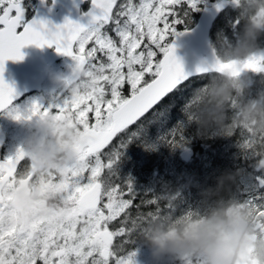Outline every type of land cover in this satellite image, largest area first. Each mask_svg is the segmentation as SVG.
<instances>
[{
	"label": "rangeland",
	"instance_id": "obj_1",
	"mask_svg": "<svg viewBox=\"0 0 264 264\" xmlns=\"http://www.w3.org/2000/svg\"><path fill=\"white\" fill-rule=\"evenodd\" d=\"M216 1L112 0L111 22L89 30L84 37L85 54L91 62L84 70L82 81L66 94L61 91L53 94L56 88L61 90V82H58L63 73H67L69 63L61 62L58 67L62 66V70L55 69L54 72L58 75L55 76L57 87L48 83L43 87L45 109L56 101L59 105L54 108L71 115L79 101L92 97L95 114L98 112L101 117L103 106L109 119V112L121 102L119 92L131 95L141 84L154 78L159 71V58L166 53L169 41L180 32L184 22L195 21L192 15ZM10 2H20L27 16L34 3L33 0H0V12ZM229 6L213 30V35L225 33L228 38L217 42L223 54L219 59L244 60L248 63L246 73L241 77L209 82L212 87L218 85L216 90L227 86L229 97L220 103L209 96L204 100L200 87L203 81L188 78L184 85L124 131L111 148L94 156V167L89 169L87 176L77 171L81 167L77 166L80 160H76L75 172L70 170L72 166L59 171L61 174L67 171L72 177H88L84 181L80 177L75 183L66 179L53 182L48 176L46 184L42 185L39 183L42 175H38L34 182V203L25 209L21 230L19 216H14L11 207L6 204L0 207V237L14 243L26 261L35 259V255H40L37 258L43 255L44 259L52 257L59 264H70L69 259L75 261L72 264H80V255L85 250L94 251V264H196L213 256L214 243L225 223L197 225L188 216V211L181 213L180 210L192 206L198 209L199 203L189 198L190 190L198 195L197 201H205L204 196L210 191L207 190L211 185L209 181L213 177L220 178L217 177L220 170L232 169L230 165L239 164L240 168L235 171L243 173L251 167L252 141L231 149L227 147L225 151L221 144L227 133L239 130L246 138L251 132L264 129V0H230ZM104 80L110 97L102 93ZM89 82H94V88L86 87ZM28 115L30 124L26 128L22 126L23 119L17 110L11 119L6 117L10 122L5 124V129L12 128L13 139L24 140L27 128L40 122L35 127L34 150L41 155L53 153L40 133L44 128L41 124L44 114L38 115L34 108ZM74 116L78 117V114L74 113ZM98 123L94 122L101 126ZM103 126H107V122ZM209 141L213 147L209 146ZM228 149L242 151L230 155ZM182 152L189 156L186 161L181 157ZM211 154L218 165L209 166ZM50 167L54 168L53 164ZM224 181L221 178L216 185L227 189ZM93 183L100 185L98 207L80 211L74 205L76 198ZM235 189L237 186L232 190ZM130 190L141 197L150 195L148 204L160 200L163 211L154 208L148 215L122 219L119 227L109 229L112 220L121 212L125 216L136 199L131 197V203L124 199ZM212 190L211 193L217 196L219 188L214 186ZM235 212L233 207L228 214ZM134 218L139 219L138 225L129 230ZM126 227L127 232L141 236L123 257L115 258L112 247L115 239L126 243L122 235ZM101 230L108 233L106 241L99 237ZM0 256L4 264H13L18 252H12L7 244L0 246Z\"/></svg>",
	"mask_w": 264,
	"mask_h": 264
},
{
	"label": "water",
	"instance_id": "obj_2",
	"mask_svg": "<svg viewBox=\"0 0 264 264\" xmlns=\"http://www.w3.org/2000/svg\"><path fill=\"white\" fill-rule=\"evenodd\" d=\"M84 1L86 0H51V5L46 7L43 0H36L32 17L23 24L18 33L15 31L18 22L23 20L24 11L19 4L5 7V12L0 15V111L23 94L39 90L50 65L48 48L51 45L63 51L60 57L68 56L74 39L81 31L99 20L107 21L112 8L110 0H90L88 9L78 14V5ZM225 5L226 2L221 0L213 6L203 8L194 26L175 35L159 60L158 75L113 114L109 131L85 134L80 139V142H84L79 147L87 145L90 153L102 149L119 130L132 124L166 94L192 76L210 71L237 74L241 69L237 62L221 63L215 59L213 53L204 57L202 55L208 50L207 34L210 25ZM11 9L15 17L7 19ZM57 24L66 29L74 39H67L68 35L59 34V27L54 29L53 26ZM81 67L82 64L78 66L76 74ZM29 156L36 161L34 155ZM1 183L2 181L0 187ZM21 187L14 194V205L21 199L22 189L24 193L23 183ZM77 204L83 209L95 208L98 204V185L82 194ZM226 241V238H222L217 242L218 251L211 264L226 262Z\"/></svg>",
	"mask_w": 264,
	"mask_h": 264
},
{
	"label": "flooded vegetation",
	"instance_id": "obj_3",
	"mask_svg": "<svg viewBox=\"0 0 264 264\" xmlns=\"http://www.w3.org/2000/svg\"><path fill=\"white\" fill-rule=\"evenodd\" d=\"M84 49L85 48L83 47V50ZM79 57H83L81 59V62H84L85 69L86 66L90 64L89 60L83 52H78L76 50L75 45L73 47L71 57L64 58L53 65L55 66L61 62L69 63L68 68L66 69L67 73H63L62 77L64 78L60 83V87L68 82H70V85L67 87V89L61 91L62 93L66 94L74 85L80 83L83 79L84 69H82L80 75H78L77 80L75 79V82L71 81L75 78L74 71L77 66ZM120 66L121 64H119V67ZM60 69L62 70V66H60ZM55 76L58 75H54V77ZM101 85L102 87H104V91H102V93L106 97L108 95V92L106 91L107 84L104 81ZM88 86H92L94 88V82L87 83L86 87ZM97 91L99 90L97 89ZM56 94L57 93L55 92V95ZM119 94V100L121 102L117 104L116 107H113L109 112V119L105 115V109L103 108V106L100 108L102 113L101 117H98V112H96L95 114L96 109H94V98L92 97H86L85 100L79 101L71 115H69L67 111L54 108L55 105H59V103H56V101L52 102L51 106H47L48 109H45L46 101L43 96V91H40L39 93H30L27 95H23L18 101H16L0 113V181H2L0 187V207L6 204L7 206H10L14 211V216H19L20 221H18V223H20V230L24 227L23 223L25 209L29 204L31 205L34 203V182L38 175H42L39 182L42 185L46 184L48 176H50L51 181L53 182H58L59 179H66L69 182L75 183L78 182L77 178L80 177L81 180L84 181L88 177H72L67 171H65L63 174H61V172L59 171L61 169L63 171V169H65L67 166H72L70 170H73L75 172L76 160H80V165L78 164L77 166L81 167L78 168L77 171H79L81 175L87 176L89 169L94 167V156L99 155L101 154V152L111 148L116 140L120 137L121 132L113 137L112 141L106 148H104L101 152L95 154L94 152L90 153L87 147H79L80 139L85 134L94 132V130L105 131L110 127V117L113 111L118 108L125 99V95H123L122 92H119ZM34 108L35 111L38 112V115H41L42 113L44 114V120L41 123L43 124L44 128L40 130V133L44 138V143L50 144L53 151V153L51 154L47 153L41 155L34 150L33 144L36 133L35 127L39 125L40 122H37L27 128L24 140H20L18 138L13 139L12 128L4 130L5 124L10 122L6 119V117H10L11 119L12 115L17 110H20V118L23 119L22 126H25L26 128L28 124H30L28 120V113ZM67 110H70L69 107H67ZM74 113H77L78 117H75ZM94 122H100L98 124H101V126H96ZM104 122H107V126H103ZM24 132L25 131L22 130L23 134ZM227 136H230L231 138L227 139ZM248 140H251L253 144V157H251V167H248V169L245 172L243 171V173H236L235 170L240 168L238 167L239 164L230 165L232 168L231 173L234 174L239 181L237 189L233 193L232 198H235L239 195L240 188L243 193L246 194L242 189V183L244 179L250 175L247 172L251 171L253 164H260L261 167L264 168V129L253 131L249 135H247L246 138H244V135L227 133V135L222 140V149H225L227 147L231 149L234 146H242V144ZM13 145L15 146L14 148ZM209 146L213 147V143L211 141H209ZM226 150L227 149H225V151ZM241 151L242 150H229V154H239V152ZM21 153L23 154L21 155ZM33 153L38 157V159L41 160V166H39L38 160L33 161L29 156ZM15 158L16 160H14ZM13 160L15 162L11 163V161ZM208 161H211V164L209 166L219 164L214 160L213 154L210 155ZM50 164H53L54 168H51ZM22 183L24 187V193L22 189L21 199H19L20 201L18 200L19 202L17 201L14 205V194L16 190L21 187ZM258 185L259 189L255 190L252 187H249L247 189L248 195L253 198V203L249 206H242L238 208L236 210V214L233 216V218L229 219V222L226 223L224 227L223 233H221V235H229V238H231L230 241H232L234 238L236 239L229 264H264V183L263 185ZM133 195L134 197H136V199H134L132 203L130 199L128 200V203H131V205L127 209L126 215L123 216V219L125 220L127 218L136 216L135 213L139 207L141 195L137 193H133ZM192 212L195 213V209L191 208V213ZM138 220V218L133 219L132 223L129 224V230L138 225ZM129 230L128 227H126L124 231ZM3 238L5 240L8 239L6 237ZM41 259H44V256H41ZM50 261H48L46 264H49ZM31 264H41V262L39 260H35ZM54 264H57V262H54Z\"/></svg>",
	"mask_w": 264,
	"mask_h": 264
},
{
	"label": "trees",
	"instance_id": "obj_4",
	"mask_svg": "<svg viewBox=\"0 0 264 264\" xmlns=\"http://www.w3.org/2000/svg\"><path fill=\"white\" fill-rule=\"evenodd\" d=\"M178 11V9H177ZM187 24V25H186ZM186 25L185 27H182ZM191 25V21L188 22H184V24L181 26L180 29L183 28H188ZM215 31V28H214ZM224 38H227V35L225 33L220 34L217 33L216 36L212 35V43H213V47L216 50V53L219 56H222V50L220 48V43H217L220 40H223ZM244 41V39L242 40ZM203 82L200 84L201 88H202V95L203 98L202 99H207V96L215 98V102L216 103H220V100H223L226 97H229V94H227V86L223 85L224 88H219L218 90L214 89L217 88V86L212 87L209 82L214 81V79L221 81L223 78L218 77L214 74H209V75H204V76H200L199 77ZM198 79V78H197ZM232 134H240L242 135V132H239V130H236L234 132H232ZM230 136H227V139H230ZM248 164V163H247ZM220 178H216L213 177L211 178V180L209 182H211V185L207 187V190L210 189V191H208L207 195H201L204 196V200L205 201H198L199 206L201 209H195L196 210V214L197 215L195 217V219L197 221L201 223L203 222H207V224H216L217 222L222 220V216H223V210L225 208L226 205H228L231 201H232V197H233V193L236 191L232 190L235 186H238V179L237 177L231 173V169H227L224 171H219L217 177ZM224 178V184L227 185V189L223 188V185H216L219 181V179ZM214 186H216L217 188H219V190H217L216 192H218L217 196H214L211 192L214 191L212 190L214 188ZM223 188V189H222ZM134 190L128 194L127 198L128 200L133 197ZM212 194V195H211ZM200 196V197H201ZM194 197H198V195L194 196ZM150 199V195H144L141 197L140 199V203H139V207L138 210H134L136 211L135 215L137 217H141L144 215H148L150 212H152L153 210H155L154 208L157 209H164V207L162 206V202L160 200H157V202L155 203H159V205H156L155 203H151L148 204V200ZM155 199V198H154ZM143 200H145L143 202ZM155 204V205H153ZM137 207V206H136ZM194 209V208H193ZM163 211V210H162ZM142 226H146L145 224H142ZM125 236L128 237V242H130V237H132L133 235L128 233L127 231L124 232ZM122 252H124V250L128 249L130 247L129 243L126 244H122L121 246Z\"/></svg>",
	"mask_w": 264,
	"mask_h": 264
},
{
	"label": "bare ground",
	"instance_id": "obj_5",
	"mask_svg": "<svg viewBox=\"0 0 264 264\" xmlns=\"http://www.w3.org/2000/svg\"><path fill=\"white\" fill-rule=\"evenodd\" d=\"M218 1H221V0H217L216 2H214L213 4H211L210 6H213V5H215ZM223 1H225L226 2V5H225V7L217 14V16H216V18H215V20H214V22L211 24V26H210V29H209V34H210V46H211V49H212V51L214 52V54L215 55H217L218 57H219V55L216 53V50L214 49V47H213V43H212V35H213V28H214V25L216 24V22L218 21V19L222 16V14L227 10V9H229L230 8V0H223ZM214 49V50H213ZM242 137V136H241ZM242 139V138H241ZM219 140V139H218ZM212 141V140H211ZM213 141H215V140H213ZM218 143V142H217ZM217 145V144H216ZM214 146V145H213ZM216 149V148H215ZM218 151V150H217ZM205 165V164H204ZM207 167V166H206ZM208 169V168H207ZM206 171V170H205ZM202 172V171H201ZM203 173V172H202ZM151 197V196H150ZM160 211H162L163 209H159ZM195 212H196V210H195ZM196 214V213H195ZM194 214V216L196 217L197 215H195Z\"/></svg>",
	"mask_w": 264,
	"mask_h": 264
}]
</instances>
